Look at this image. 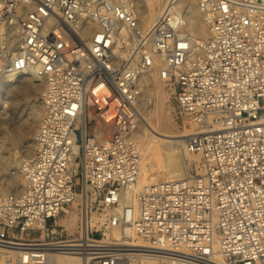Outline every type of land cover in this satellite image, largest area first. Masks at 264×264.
Returning <instances> with one entry per match:
<instances>
[{"label": "built area", "instance_id": "built-area-1", "mask_svg": "<svg viewBox=\"0 0 264 264\" xmlns=\"http://www.w3.org/2000/svg\"><path fill=\"white\" fill-rule=\"evenodd\" d=\"M198 6L202 41L179 0L149 28L137 0H0V73L44 81L33 153L13 171L23 189L0 193V264H51L56 251L264 264V0ZM156 63L195 126L186 148L200 171L140 185L142 77ZM81 194L95 212L86 238L82 221L78 237L58 222Z\"/></svg>", "mask_w": 264, "mask_h": 264}, {"label": "bare ground", "instance_id": "bare-ground-1", "mask_svg": "<svg viewBox=\"0 0 264 264\" xmlns=\"http://www.w3.org/2000/svg\"><path fill=\"white\" fill-rule=\"evenodd\" d=\"M138 1L139 0H137V5L139 9L141 6L139 5ZM142 1L144 2V4L142 5V10H139L140 23L143 27H145L140 17L142 16L143 22L146 25L145 28H149L157 20L162 9L164 8L163 6L164 4L162 0H142ZM191 1L192 4H190L189 0H179V4L181 7L187 9L188 11L190 10L188 12L189 22H192L191 20H193L195 16L197 17V14H201L202 16L201 10L199 9L198 6V0H191ZM158 5L160 7L159 9L157 8ZM196 26H198V23L196 24ZM200 26H201V30L205 34V37L200 38L201 37L200 32L198 31L194 34L195 38L193 37L196 41L204 40L209 32L208 26L204 23L203 16ZM196 29H198V27ZM157 61L158 59H156V62ZM6 75L9 77L10 80H16L17 78H19V76L24 77L23 75L12 74V73H6ZM28 75H30L31 77L38 78V76L35 75L34 73ZM142 79L144 82V88L141 99H142V106L143 108L144 107L145 108L143 110L142 124L139 126L138 134H137V138L139 141L138 145L142 154V170H141L139 184L140 185H143L144 183L150 184L171 178L183 177L189 173V170L185 166L186 164L184 165L183 163L184 153L181 151L184 150V152L186 153L185 156H187L189 161H193V160L199 161L201 158L200 154L189 152L186 148L187 137L194 132L195 126L194 124L191 123L193 126L192 127L193 130L191 131H189L188 129H184L181 131H174L172 129V125H171L172 121L170 122L168 117V112L170 110V105H169L170 100L168 94L164 91V83L166 82H164L160 77V64L156 63L153 70L148 72L146 75H144ZM148 91H153L154 97L148 98L147 96ZM43 113H44V108L41 99V103L39 104L36 112V115L38 116L40 121L42 119ZM172 144H174L178 148L179 147L182 148L181 151L177 150L179 153L178 155L179 159L177 158L178 159L177 161L173 160V154L175 150L171 149ZM33 150H34V140L30 142L29 149L23 155L24 157L23 160L30 158V156L33 153ZM19 182L18 183L22 187V185L24 184L23 180L20 179ZM9 184H11L14 187L13 192L19 191L17 184L13 180H11ZM0 193H5L1 189V187H0ZM79 203H82L83 205V207L81 208V213H79L76 210L75 211L70 210V208L72 207L77 208ZM87 206H88L87 196L86 194H81L79 195V199L76 202H74L70 208H68V211L66 213L68 214V218L67 217L66 218L64 217L65 219L62 218V223L68 225L71 229L76 228L77 225H79L78 224L79 220H81L83 222L84 238H86L87 228L90 223L89 211L87 210ZM94 217L95 215H93L92 218ZM144 242H145L144 240L138 239V244H144ZM215 259L218 264H229L221 254H217L215 256ZM50 263L51 264H87V258L80 255L72 254L71 252L56 251L53 254H51Z\"/></svg>", "mask_w": 264, "mask_h": 264}, {"label": "rangeland", "instance_id": "rangeland-1", "mask_svg": "<svg viewBox=\"0 0 264 264\" xmlns=\"http://www.w3.org/2000/svg\"><path fill=\"white\" fill-rule=\"evenodd\" d=\"M167 1L168 0H162L164 7ZM138 2L141 6L138 10H142V5L144 2L142 0H139ZM189 2L192 4L191 0H189ZM157 8H160L159 5ZM189 11L187 10V12ZM140 17L143 25L146 27L142 16ZM201 20V14H197V17L195 16L194 19L191 20L192 22H189L188 30L193 35V37L198 31L200 32V38L205 37V34L201 30L200 26ZM195 22L196 24L198 23V26H196ZM197 27L198 29H196ZM6 76L7 75L5 73H0V187L5 193H8L13 192L14 188L11 184H9L11 180L17 184L19 191L23 189V185L21 187L19 184L20 179H22L21 176L14 175L13 171L24 161L23 155L29 149L30 142L33 141L34 134L39 127L40 120L36 115V112L39 104L41 103L44 81L40 80L41 78L39 77H31L28 74L27 76L23 75L24 77L19 76V78L16 80H10L9 77ZM164 91L168 94L170 100V110L168 112V117L170 122L172 121V129L174 131H181L184 129H188L189 131L193 130L192 124L188 123V121H186V119L180 116V114L177 112L174 89L169 83H164ZM147 96L148 98L154 97V92L148 91ZM175 147L176 146L174 144L171 145V149L175 150L173 154V160L177 161L179 159L178 151H181L182 148L176 147V149ZM181 152L184 153L183 163L184 165L186 164L185 166L188 168L189 172H199L200 160L189 161L187 156H185L186 153L184 150ZM79 204L77 208L72 207L70 210H76L81 213V206H79ZM88 211L89 217H93V215H95V212L90 214L89 209ZM64 217L68 218V214H63L60 216L58 220L60 224H63L62 218L65 219ZM80 223L81 220L78 222L79 225L73 229H71L66 224L63 225H66L65 227L67 228L68 234L71 235V237H78L80 232Z\"/></svg>", "mask_w": 264, "mask_h": 264}]
</instances>
